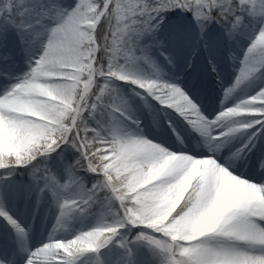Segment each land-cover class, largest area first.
Listing matches in <instances>:
<instances>
[{
  "label": "snow or ice",
  "instance_id": "snow-or-ice-1",
  "mask_svg": "<svg viewBox=\"0 0 264 264\" xmlns=\"http://www.w3.org/2000/svg\"><path fill=\"white\" fill-rule=\"evenodd\" d=\"M170 14L187 23L165 31ZM188 49L185 75L201 51L217 77L219 52L240 62L218 114L164 70L178 69ZM17 51L30 70L0 95V200L50 196L58 216L50 238L33 244L0 207V264H264V0H0L5 81ZM128 87L150 111V98L174 110L189 129L176 132L168 113L179 143L191 137L206 151L144 138ZM21 170H30L27 187L12 179ZM105 206L94 227L58 235Z\"/></svg>",
  "mask_w": 264,
  "mask_h": 264
},
{
  "label": "rangeland",
  "instance_id": "rangeland-1",
  "mask_svg": "<svg viewBox=\"0 0 264 264\" xmlns=\"http://www.w3.org/2000/svg\"><path fill=\"white\" fill-rule=\"evenodd\" d=\"M65 3H72V0H65ZM173 17L175 19H173ZM186 23L187 22L184 19L183 15H177V14H170L166 22V24H173V26L177 24H186ZM193 35L195 34L193 33ZM192 39L194 42L195 41L194 38ZM231 50L235 52L237 56L242 55L241 49L239 47H233ZM186 52L184 54L185 57L183 56L182 58L183 60H181L184 65L188 62V57L186 55ZM199 54H202L203 60L197 61L198 55L195 57V61H194L195 68L192 69L195 70L194 73L192 75L190 74L192 70H188L187 72V74H189L190 77L189 80L191 81H189L188 83L184 80L185 82L183 81V85L186 88V90L192 91L196 95L199 103L203 100L202 103L206 104L205 107L201 104V106H203L204 113L206 115L213 116L215 114H218L219 111L221 110V108H215L214 99H220L221 101L223 100L224 90L227 87H230L235 81V78L238 73V69L240 67V62L239 60L233 62L230 59L227 50H223L219 52L217 54L216 63L218 65L217 70L220 76L217 77L216 73H212L208 69L207 52L201 51ZM30 60L31 57L28 56L25 52L17 51L15 53V63L12 69L10 70V76L7 78L6 81L3 78H0V88L4 86H6V88H10L12 84L15 83L19 77H22L24 74H26L30 70ZM178 69L170 70L169 68H165L164 70L166 73L173 72L175 76H180L182 78L185 75L184 72L182 71L184 69L183 68L180 70ZM143 71L145 70L142 69V72ZM193 84L195 85L194 88L192 87ZM259 86H260V82L258 81L256 85H254L252 88L241 87L227 101L228 106H232L238 103L240 99L253 94L254 91L259 90ZM121 90L127 98L134 97V94L130 87L122 88ZM148 104L153 106L152 108H155V110L158 113H160L162 116L168 115V113H173L172 118L177 120L176 132H179L181 135L188 136L189 129L187 125L181 122L182 118H179L178 114L174 113V110L168 109L167 112L159 111L160 106L157 105L154 102V100H152L151 98L149 99ZM138 119L143 121V124L141 126L142 135L146 139L160 143L174 150H179L180 147L186 146V149H190L191 151H206V149L203 148L197 149L191 137L185 140L184 145H181L177 140L175 133L169 127L168 120H165L164 124H161L157 127H153V129L147 132L146 121L143 120L142 115L139 116ZM192 135L194 136L195 134L193 133ZM165 136L167 137L165 138ZM167 139H169V142ZM235 166L237 169L241 171L244 172L247 171V167L244 166V161L242 159H237L235 162ZM59 177L61 182H66L68 179L67 172L64 173L63 175L59 174ZM18 184L23 185L25 187L28 186V184L24 182L22 183L20 182ZM49 197L50 196L38 202L35 196L26 194L23 197L18 198L14 203L7 200H0V207H6L8 211H10L14 216L18 218L21 217L20 213L24 212L23 215L24 221L29 222L28 224L25 223L24 225L25 226L27 225V227H29L31 230V240L37 238L36 241H46L52 235L53 228L55 227L58 216V209L54 204V202L50 200ZM100 220L101 219L97 213L90 212L87 216L76 217L73 220L69 221L67 229L63 232L58 233V235L71 236L73 234L78 233L81 230H87L94 227ZM4 226H6L5 222L2 220V218H0V227H4Z\"/></svg>",
  "mask_w": 264,
  "mask_h": 264
},
{
  "label": "trees",
  "instance_id": "trees-1",
  "mask_svg": "<svg viewBox=\"0 0 264 264\" xmlns=\"http://www.w3.org/2000/svg\"><path fill=\"white\" fill-rule=\"evenodd\" d=\"M128 99L131 104V114L134 118L138 119V117L142 115L143 117H146L148 122L150 121L152 123L154 121L153 116H156L155 111L153 109L150 111L149 106H146L144 101L141 100L140 97L134 95V97H130ZM81 175L84 177L85 183H88L92 179L88 174L82 173ZM12 179L16 180V182L31 183L30 170L28 173H25L23 172V170H21L17 172ZM108 211L109 209L107 208V206H105V208L103 209H94L92 212L97 213L100 219H102L106 217Z\"/></svg>",
  "mask_w": 264,
  "mask_h": 264
},
{
  "label": "bare ground",
  "instance_id": "bare-ground-1",
  "mask_svg": "<svg viewBox=\"0 0 264 264\" xmlns=\"http://www.w3.org/2000/svg\"><path fill=\"white\" fill-rule=\"evenodd\" d=\"M173 19H175L174 17H173ZM173 26V24H166L165 25V28H164V30L165 31H167L168 30V28H170V27H172ZM195 35H196V33H194ZM195 35H193L194 37H192V38H194V40H195ZM193 45H194V42H193ZM195 46V45H194ZM193 46V47H194ZM191 52V50H188L187 52H186V55H187V57H188V55H189V53ZM184 57H185V55H184ZM183 60V59H182ZM201 60H203V57H202V54H199L198 56H197V61H201ZM196 61V62H197ZM183 68L184 69V64L182 63V61L180 62V65H179V68ZM178 70H180V69H178ZM183 72H184V70H182ZM194 71L195 70H192V72H190V74L192 75L193 73H194ZM168 76H175L174 75V73L172 72V73H170V72H168ZM207 76V75H206ZM190 79V77H189V74H187V75H184L182 78H181V80H182V83H183V81L185 80L186 82H188L189 83V81H191V80H189ZM184 81V82H185ZM6 90V86H4V87H1L0 88V95H2V94H4V91ZM215 101H214V103H215V108H221V100L220 99H214ZM155 102V101H154ZM203 102V100L200 102V104H202L204 107H205V105L206 104H204V103H202ZM157 105H158V103L157 102H155ZM218 104V105H217ZM202 106V107H203ZM165 140V139H164ZM168 140V142H169V139H167ZM166 140V141H167ZM176 149V148H175ZM181 149H185V147H180V149L179 150H181ZM185 150H188V151H191L190 149H185ZM34 240V242H32L33 244H38V243H40L41 241H36L37 240V238H34L33 239Z\"/></svg>",
  "mask_w": 264,
  "mask_h": 264
}]
</instances>
